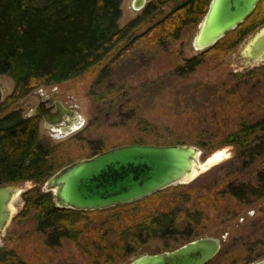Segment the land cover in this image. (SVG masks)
Returning <instances> with one entry per match:
<instances>
[{
	"label": "rangeland",
	"instance_id": "374dc122",
	"mask_svg": "<svg viewBox=\"0 0 264 264\" xmlns=\"http://www.w3.org/2000/svg\"><path fill=\"white\" fill-rule=\"evenodd\" d=\"M149 1L145 0L146 3ZM173 7L171 3L161 6L163 13L158 11L153 21L143 25L136 34L146 31ZM144 8L138 10L134 0H123L120 26L139 16ZM197 29L198 26H188L179 40L164 45L139 41L119 56L109 54L104 63L102 84L96 88L102 92L112 87L116 94L104 104L97 102L92 93L99 76L95 72L92 77L41 85L7 111L15 108L22 115L30 116L44 98L58 99L65 107L74 109L79 116V127L66 135H56L54 131L59 128L52 127L53 124L46 122L42 115L40 119V138L52 145H60L58 153L63 165L92 156V148L98 141L107 149L128 144L145 123L148 127H157L164 135H185V144L197 145L193 142L194 137L202 131L203 139L209 141L214 135L234 129L242 119L259 121L264 118V63L245 65L240 54L249 34L220 58L209 57L195 72L182 76L173 72L186 58L200 53L193 46ZM251 69L255 71L252 77L236 78V73L244 74ZM0 85L4 88L5 100L14 89V81L0 74ZM120 106L123 109L119 111ZM199 147L203 151L202 164L216 152L225 153L217 163L199 169L189 183L170 186L137 202L132 206L133 210L116 211L113 207L96 211L75 210L84 218L76 222L75 241L64 235L56 244L51 229H38L35 212L17 218L25 206L22 195L19 196L14 202L15 217L0 236V249L14 250L23 259L20 264H93L85 251L89 241L96 250L99 243L114 241L117 231L137 218V214L157 211L173 212L178 217L175 226L180 230L186 228L188 220L198 218L199 226L195 230L203 231L202 236L222 238L220 253L208 264H225L226 254L235 252H241L242 257L263 259L264 196L259 199L251 196V203L246 205L229 191L230 186L247 189L258 184L259 174L264 171V151L253 164L245 165L233 145L213 150ZM20 183L28 189L37 186L41 191L44 186V183L33 181ZM222 190L223 196H215ZM210 195L214 196V203L205 200ZM168 243L175 246L167 237L150 240L139 253L115 264H128L144 253L162 252Z\"/></svg>",
	"mask_w": 264,
	"mask_h": 264
},
{
	"label": "trees",
	"instance_id": "16d2710c",
	"mask_svg": "<svg viewBox=\"0 0 264 264\" xmlns=\"http://www.w3.org/2000/svg\"><path fill=\"white\" fill-rule=\"evenodd\" d=\"M122 2L123 0H0V74L7 75L14 81L12 93L0 103V184L23 181L41 184L65 166L60 162V145H52L40 138V116H24L20 110L13 108L7 111L8 108L41 85L62 83L84 76L92 77L95 72L99 73L92 88L96 101L104 104L108 99L112 100L116 94L112 87L102 92L96 88L102 84L107 56L111 53L119 56L139 41L164 45L179 40L186 27L199 25L211 0H153L139 16L120 26ZM168 3L174 4L168 14L146 31L136 34L143 25L153 21L158 11L163 13L161 6ZM263 23L264 0H261L254 12L236 29L229 31L208 49L186 58L173 72L180 76L195 72L207 63L209 57L220 58L234 49ZM254 74L255 71L251 69L244 74L236 73L235 76L243 79ZM118 109L120 111L123 107ZM148 126L145 123L140 133L128 143H185V135H164L157 127ZM203 138L202 131L194 137L193 142L210 150L233 145L237 148V156L244 160L245 165L253 164L264 151V118L259 121L242 119L234 129L224 134L214 135L209 141ZM106 149L101 141L95 142L92 156ZM230 187V195L248 205L251 203V196L254 199L264 196V171L259 174V182L255 187ZM159 193L161 191L132 204L113 208L116 211L133 210L132 206L137 202ZM223 193V190L219 191L215 196L221 197ZM22 198L25 206L17 218L35 212L38 229H51L56 236V244L64 235H68L73 241L77 239L78 233L73 230L76 222L84 219L83 215L79 216L74 209L58 208L52 193L43 192L37 186L26 191ZM213 198L210 195L205 200L211 202ZM199 220L191 218L186 228L180 230L175 226L178 217L173 212L137 214V218L117 231L114 241L99 243L96 250L89 241L85 245V251L93 264H115L116 261H127L153 239L169 238L175 246L168 243L166 249H172L202 236L203 231L195 230L199 226ZM240 254L241 252L226 254L225 264H248L258 257H242ZM20 263H23V259L14 250L0 249V264Z\"/></svg>",
	"mask_w": 264,
	"mask_h": 264
},
{
	"label": "water",
	"instance_id": "95a60500",
	"mask_svg": "<svg viewBox=\"0 0 264 264\" xmlns=\"http://www.w3.org/2000/svg\"><path fill=\"white\" fill-rule=\"evenodd\" d=\"M260 1L211 0L193 38L194 48L202 52L213 46L243 23ZM144 6L145 0H134L136 9ZM240 54L245 65L264 63V23L248 35ZM3 100L0 85V103ZM67 113L73 111L61 101L44 98L32 115H43L46 122L55 124ZM202 153L199 146L185 143L114 146L65 165L44 182L42 191L52 193L58 208L96 211L132 204L170 186L189 183L199 169L217 163L225 152H216L203 164ZM30 189L20 182L0 184V236L15 217V200ZM221 247L222 238L200 236L171 250L144 253L128 264H208ZM249 264H264V258Z\"/></svg>",
	"mask_w": 264,
	"mask_h": 264
},
{
	"label": "flooded vegetation",
	"instance_id": "af4514ba",
	"mask_svg": "<svg viewBox=\"0 0 264 264\" xmlns=\"http://www.w3.org/2000/svg\"><path fill=\"white\" fill-rule=\"evenodd\" d=\"M151 1H153V0H150L149 2H151ZM148 3L145 2V6ZM48 99H50V98H48ZM54 100H58V99H54ZM69 110L73 111V113L72 114L67 113V114L63 115L61 117L60 123L53 124L52 127H54V128H57L58 127L59 128L57 131H54L56 135L57 134L58 135H66V134H69L71 131H74L75 129H77L79 127V122H78L79 119L76 116V111L74 109H72V108H70ZM38 116H40V119H41V117L43 115L42 116L41 115H38ZM42 118H44V117H42ZM52 119L54 120V118H52ZM172 249H174V248H172ZM221 249H222V247H221ZM165 250H171V249H165Z\"/></svg>",
	"mask_w": 264,
	"mask_h": 264
},
{
	"label": "bare ground",
	"instance_id": "6f19581e",
	"mask_svg": "<svg viewBox=\"0 0 264 264\" xmlns=\"http://www.w3.org/2000/svg\"><path fill=\"white\" fill-rule=\"evenodd\" d=\"M223 152H221L220 154H222Z\"/></svg>",
	"mask_w": 264,
	"mask_h": 264
}]
</instances>
